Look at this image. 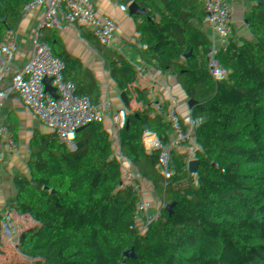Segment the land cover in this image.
I'll return each mask as SVG.
<instances>
[{
    "label": "trees",
    "instance_id": "1",
    "mask_svg": "<svg viewBox=\"0 0 264 264\" xmlns=\"http://www.w3.org/2000/svg\"><path fill=\"white\" fill-rule=\"evenodd\" d=\"M226 1L214 0L210 9L213 19L221 15ZM159 2L162 8L158 15L168 6L179 7L175 0H146L143 9L106 0V9L89 7L75 24L88 26L107 54L141 79L149 80L181 58H190L198 37L189 24L175 20L160 31L138 29L151 19ZM186 2L194 6L193 0ZM63 10L60 0H51L44 9L51 16ZM250 17L257 27L246 50L238 56L240 64L234 67V74L208 73L196 94L197 105L203 106L196 113L204 122L203 150L210 166L198 165L192 154L193 162L185 174L179 169L178 188L189 201L185 209L176 210L169 203L167 185L172 170L171 161L165 160L164 131L136 101L96 97L95 107L102 119L93 118L91 128L108 140L106 145H92L102 174L101 178L95 175L101 190L93 191L83 178L61 175L51 162L73 214L86 223L89 231L86 235L81 228L85 237L73 236L71 241L84 239L89 249V255L86 252L77 264H104L106 259L116 264L132 261L125 245L128 234L121 242L111 236V222L100 215L104 205L97 201L96 192L138 207L148 230H156L147 239L159 251L153 264H264V0H251ZM112 25L122 31L108 40ZM179 35L181 41L172 44L170 39ZM203 35L208 38L207 48L199 47L198 53L221 56L219 43L206 31ZM177 78L183 90L189 92L195 89L199 76L179 73ZM3 123L0 115V125ZM4 171L25 193L24 208L35 213L38 223L55 234L67 228L62 227L53 201L28 179L17 158H5ZM66 247L71 250L65 245L36 264H74L70 261L72 252L69 259L65 254ZM0 264L17 263L0 259Z\"/></svg>",
    "mask_w": 264,
    "mask_h": 264
},
{
    "label": "built area",
    "instance_id": "2",
    "mask_svg": "<svg viewBox=\"0 0 264 264\" xmlns=\"http://www.w3.org/2000/svg\"><path fill=\"white\" fill-rule=\"evenodd\" d=\"M51 0H23L17 17V30L21 34L19 45L23 51L19 58L9 53H4L0 61V70L6 77L0 80V115L4 123L0 125V140L3 146L0 152V251L17 264H36L43 256L61 251L65 245L71 247V262H77L86 255L87 247L84 239L72 243V230L68 227L58 234L37 222L36 215L31 210H26L23 205L25 193L13 184L11 176L4 171L5 158H22L23 151L48 156L53 164L58 167L61 175L76 177V154L68 146L58 144L57 137L50 126V108L55 106L62 112L66 120L77 130H81L86 116L82 105L73 106L66 98L63 90L56 81L39 71L29 60L26 54V39L29 31L36 24L50 23L55 16L44 11ZM118 5H129L143 9L146 0H116ZM179 7L164 8L160 15L153 11L151 25L153 30H164L170 21L191 23L199 27L201 33L206 31L220 45L219 57H212L197 53L189 59L201 64L202 75L199 76L195 89L185 92L189 102L197 105L196 94L204 77L208 74L232 76L234 67L239 65L238 56L246 50L251 33L257 23L250 17L251 0H227L221 15L213 19L210 14L209 0H193L194 6L186 0H175ZM183 10L187 16L179 14ZM68 28L79 32L81 43L94 52L101 59H106L115 66L121 64L108 56L98 45L86 25L75 24V19L69 21ZM198 29V28H196ZM203 35V34H201ZM181 41V36L172 37L173 44ZM96 75H101L100 70H95ZM154 88H159L155 78L147 80ZM114 83L107 82V93L112 91ZM83 92H88V86H82ZM123 100L122 97H118ZM145 112H150L146 106ZM83 140H88L84 135ZM165 140L167 142L166 154L171 161V178L168 182V199L170 205L176 210H183L189 201L180 192L179 169L185 174L186 169L193 162V137L188 131L186 120L180 112V103H171L166 115ZM82 180L81 177H76ZM97 201L102 205L109 203V198L96 192ZM10 208L11 214L16 218L17 227L6 220L5 209ZM127 232V233H126ZM111 236L119 242L124 241L128 234L126 248L132 256L131 264H153L159 251L149 241L148 248L143 251L136 227L117 230L111 229ZM104 264H116L109 259Z\"/></svg>",
    "mask_w": 264,
    "mask_h": 264
},
{
    "label": "crops",
    "instance_id": "3",
    "mask_svg": "<svg viewBox=\"0 0 264 264\" xmlns=\"http://www.w3.org/2000/svg\"><path fill=\"white\" fill-rule=\"evenodd\" d=\"M60 1L64 6L63 12L53 15L55 18L50 23L34 25L27 35L25 50L31 63L47 77L54 79L73 106L82 105L86 110V115L91 116L92 119H102V115L95 107V102L96 97H105L109 81L114 83V87L105 99L118 101V97H122L123 100L136 101L143 107L144 113L164 131V134L169 105L180 103V112L194 140L193 155L199 159L197 164L209 167L208 156L203 150L201 130L204 122L197 117L196 113L198 105L188 101L180 80L177 78L179 73L202 75V65L189 58H181L154 77L159 85V88H154L147 82V79H141L131 69L122 65L117 67L108 60L99 58L96 52L81 43L79 32L68 28L69 21L77 20L89 7L97 6L106 9V0ZM22 2L23 0H0V61L4 53H9L15 58H19L23 53L19 45L21 34L17 30V17ZM189 25L195 30L197 36L203 34L196 25L195 27L191 23ZM150 27L152 29L151 19L148 18L138 29L149 30ZM95 70H100L101 75H96ZM5 77L6 73L0 70V80ZM84 85L88 86V92L82 91ZM146 106L150 107L149 113L145 112ZM49 120L58 144L68 146L75 151L77 158L75 176L83 178L84 184L91 187L93 191L101 190L95 178V175L102 177L98 171L97 151L89 140H83L84 131L77 130L55 106L50 108ZM2 146L3 143L0 140V152ZM17 159L28 179L38 186L59 210L62 227H70L77 239L85 237L81 229L82 221L73 214L65 191L55 176L56 172L51 158L23 151L22 158ZM165 160H170L167 154H165ZM100 215L108 218L112 228L117 230L130 227L140 229L139 226L143 224L147 226L137 206L130 202L125 203L116 197H111L109 203L101 207ZM140 236L146 249L149 243L147 242L148 237L144 238L142 233ZM66 249L65 254L69 259L71 250L69 247ZM0 259L10 260L1 251Z\"/></svg>",
    "mask_w": 264,
    "mask_h": 264
},
{
    "label": "water",
    "instance_id": "4",
    "mask_svg": "<svg viewBox=\"0 0 264 264\" xmlns=\"http://www.w3.org/2000/svg\"><path fill=\"white\" fill-rule=\"evenodd\" d=\"M213 3H214V0H209L210 7L213 6ZM121 31H122V29L120 27H118L116 25H112L110 27V31L108 34V40H110L113 33L121 32ZM158 31H160V30H158ZM125 34L131 38H136V36H134L133 33L129 32V31H125ZM207 39L208 38L204 35L198 36L196 38L195 43H194V48L191 52V56H195L198 53L199 47H206L207 48ZM202 107L203 106L201 105V103H198V109L201 110ZM91 120H92L91 116L86 115L84 118L83 126H82V130L88 136L89 143L91 145H93V144L106 145L108 143V140L99 136L94 130H91ZM150 185H151V182L149 184H147L145 187H148ZM4 211H5V215H6V220L9 221L12 225L17 227L16 218L14 216H12L11 209L6 208ZM81 228L86 233V235L89 234L86 223L84 221L81 223ZM154 233H156V230H154V229L148 230L149 237H153ZM88 255H89V249L87 250V256Z\"/></svg>",
    "mask_w": 264,
    "mask_h": 264
},
{
    "label": "rangeland",
    "instance_id": "5",
    "mask_svg": "<svg viewBox=\"0 0 264 264\" xmlns=\"http://www.w3.org/2000/svg\"><path fill=\"white\" fill-rule=\"evenodd\" d=\"M159 4V7H157L155 10H153V11H156V12H158L161 8H162V5H161V3L159 2L158 3ZM168 8V7H167ZM179 14L181 15V16H186V12H184L183 10H180L179 11ZM191 134V133H190ZM192 135V134H191ZM193 142H194V140H193ZM197 156H199V154L197 153ZM198 161H199V159H198ZM208 164V163H207ZM63 220H65V218H63ZM143 220H144V218H143ZM142 220V221H143ZM145 222V221H144ZM143 224V223H142ZM144 225V224H143ZM143 225H141V226H139L140 227V229H139V231H140V234L142 233V236L144 237V238H146V237H149L148 236V229H147V226L145 225V226H143ZM140 239H141V236H140Z\"/></svg>",
    "mask_w": 264,
    "mask_h": 264
},
{
    "label": "bare ground",
    "instance_id": "6",
    "mask_svg": "<svg viewBox=\"0 0 264 264\" xmlns=\"http://www.w3.org/2000/svg\"><path fill=\"white\" fill-rule=\"evenodd\" d=\"M212 8V7H211ZM190 57H194V56H190Z\"/></svg>",
    "mask_w": 264,
    "mask_h": 264
}]
</instances>
